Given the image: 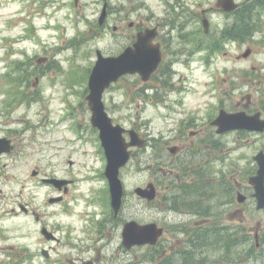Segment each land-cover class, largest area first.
<instances>
[{"label": "rangeland", "instance_id": "374dc122", "mask_svg": "<svg viewBox=\"0 0 264 264\" xmlns=\"http://www.w3.org/2000/svg\"><path fill=\"white\" fill-rule=\"evenodd\" d=\"M216 1L184 0V20L192 15L199 17L196 13L201 14L203 8L214 6V12H210L209 38L200 39L202 45L214 39L218 43L212 65L203 61L205 52H201L203 55L197 53L196 45L200 41L197 35L194 36L197 26L189 23L186 37L191 52L183 55L176 66L175 76L180 91L161 101L148 96L136 99L134 95L137 92L132 91L138 89L136 91L140 92L142 82L136 77H126L104 95L113 119L126 128L140 129L155 147L144 154L135 151L134 157L121 171L127 201L123 215L140 222L158 219L166 227L164 241L177 231L178 217L169 214V219L167 212L161 209L166 207L161 195L149 204L139 200L133 192L135 187L145 185L150 179L157 181L160 178L155 161L148 159L149 154L162 152L173 144L180 148L194 146L195 138L185 139L188 138V129L199 124L206 133V124L221 106L227 110H262L264 115V9L256 15L259 27L263 28L259 29L262 31L256 34V39L223 45L219 41V31L231 23L233 17L223 14ZM236 1L242 3L247 0ZM109 3L112 14L108 23L100 26L98 18L103 0H78L77 3L75 0H0V136H13L20 143L19 151L4 161L9 166L0 175V224L6 230L16 227L15 231L28 232L31 229L29 236L19 238V232L12 242H24L37 249L39 225L25 214L16 215L10 211L19 209L20 202L38 207L45 222L58 226V234L65 237L53 253L57 264L61 261L69 264L78 253L88 255V258L85 255L86 259L97 258L95 264H125L128 260H132V264H146L141 262L146 250H120L117 238L114 247L104 250L99 257L94 255L93 246L82 248L83 244L92 243V237L98 239L95 230L85 226V219L110 215L109 200L99 198V192L106 185L100 176L106 161L96 149L98 134L90 124L84 94L86 89L88 91L87 74L97 59L96 50L100 49L106 55H117L130 40L127 36L133 32L129 30L131 20H140V16L150 20L147 17L154 15L164 18L167 13L163 10L170 9L172 2L109 0ZM11 19H17L16 24ZM114 26H118L120 34H116ZM249 50L250 53L244 57ZM21 62L38 63L40 74L24 78V74L16 71ZM179 134L184 137L178 141L176 136ZM80 136L87 141L81 143ZM154 139L164 142L156 143ZM222 139L226 142L225 149L216 152L226 156L212 161L214 169H238L247 173L256 167L253 158L259 150H264V136L254 135L236 141L234 135L227 134ZM78 145L84 149L74 151ZM69 160L73 161L72 165ZM204 163L200 160L195 166L198 168L197 165ZM35 169L39 170L37 176L32 175ZM51 174L75 179L65 203L53 207L47 205L45 198L48 194L57 193L39 183L40 177ZM238 174L239 182H245V176ZM245 187L244 183L239 190L249 194L250 189ZM163 189L159 184L160 194ZM219 211L222 212L214 219L221 222L240 219L248 222L254 235L260 231L264 234V211H258L251 201L244 205L235 203L221 207ZM196 220L199 219H191L188 223L194 224ZM227 256L236 259L237 253L228 252ZM220 259L223 260V256ZM243 264L264 262L251 260Z\"/></svg>", "mask_w": 264, "mask_h": 264}, {"label": "flooded vegetation", "instance_id": "af4514ba", "mask_svg": "<svg viewBox=\"0 0 264 264\" xmlns=\"http://www.w3.org/2000/svg\"><path fill=\"white\" fill-rule=\"evenodd\" d=\"M172 2V5L170 9L166 8L163 10V12L167 13L164 18L161 17H155V15L150 18L147 17L145 20L144 16H140V20L135 19L130 23V26L135 31L130 34V41L133 40L136 41L138 34L146 29H153L155 32L153 41L160 44V47L163 49V57L164 61L167 60V58L172 57L178 53V48L180 45V39L182 38V32L180 31L181 24H185L187 26L189 23H193L197 26L198 31L200 32L201 29V21H204L206 18L209 20V28L211 27V21H210V12H214V6L211 8L209 5L206 8L202 9L201 14L196 13V11H192L193 13H196L199 17L195 16H189L187 20H184V8L186 6V3L184 0H169ZM204 32V31H203ZM170 63L173 60L169 58ZM174 69V68H173ZM157 73H155L152 78L147 82V87L150 89H155L156 86L160 85V83L157 81ZM170 82L173 84L175 82L176 76H170ZM168 88H170V85H167ZM175 85L172 86L174 88ZM193 133L198 134L199 131H193ZM11 138V137H10ZM12 141V151L8 154H4L1 157L0 160V175L3 174L4 170L9 166L7 162H4L7 160V158L13 156L15 153H17L19 149V141L15 138H11ZM39 172V170H37ZM56 177L55 175H44L40 177L39 183L41 185H44L45 187H49L52 189V191H57L56 187L52 184H44V180ZM67 178L71 181L70 185L64 186L62 191H59V194L62 197L61 204H64L66 201V197L68 196L71 188L75 184V179L70 177H63ZM152 181V180H151ZM156 186L158 188L157 182ZM184 187L183 184H176L174 179H169V184H164V188L166 189V193L164 194L163 198L165 200V204L167 209L165 212H167V216L170 219L169 214H173L174 216L178 217V221L176 222V228L177 231L172 232V238H169L165 240L162 244L163 247L165 246L161 257L157 258L159 259L157 261L158 264H177V258L179 255H190V250L183 248V245L185 244V241L190 238H195L197 236V232L199 231L202 234H205L207 238L214 239L215 236L211 233L208 235L201 231V228L205 226V224H200L199 221H202L203 223H207L208 221L211 222L209 219H201L194 221V224L188 223L189 220L194 219V217L199 216L197 214L199 212L200 204H205L204 202L201 203L200 198L197 196L198 192L196 193H190L187 191H183L182 188ZM196 195V196H194ZM55 196L54 194H48V198ZM177 199V200H176ZM207 204V203H206ZM48 206H54L53 204H50L47 202ZM18 208L15 209L12 208L10 212H14V214H25L33 220L35 224L39 225V235L38 243L39 247L35 249L34 247L24 243H14L12 242V238H17L19 232L20 236L19 238L27 237L31 234V229L28 230V232L25 231H15L16 227H11L10 229L6 230L4 226L0 224V242H4L5 244H0V264H56V260L53 256V253L57 249V244H61L65 237L62 234H58L56 225L51 226L49 223L47 224L45 222V219L42 217L41 212L39 211L38 207H32L29 205V203H18ZM197 214V215H196ZM166 216V215H165ZM198 219V218H197ZM88 228L91 227L95 230V233L98 236V239L96 240L95 237L91 238L90 244L84 245L83 247H87L88 249L92 248V251L94 252V255L96 257H99L103 255L104 250H109L110 247H114L115 239H118V248L120 250H123L125 252H131L135 250L138 247H134L131 249H126L122 242H120L121 239V231L123 228L124 221L120 217L116 216H108V217H101V218H87L85 219ZM158 220V219H157ZM158 225L162 226L164 228V235L166 233V227L159 221H157ZM73 228V225L71 224L70 229ZM45 230H48L52 233V238L48 239L46 234L44 233ZM83 231H86V228L83 227ZM178 235V236H177ZM177 236V242L175 243V237ZM153 247H145V249L150 250ZM192 251L194 254H197L199 256V250L198 248H193ZM85 253H78L75 257V260L71 261V264H95L98 260L97 258L95 260L93 259H86ZM88 258V255H86ZM105 257V256H104ZM36 258H38L36 260ZM43 259V261H42ZM216 262L215 260H213ZM195 263V261H194ZM179 264H184V261H181Z\"/></svg>", "mask_w": 264, "mask_h": 264}, {"label": "water", "instance_id": "95a60500", "mask_svg": "<svg viewBox=\"0 0 264 264\" xmlns=\"http://www.w3.org/2000/svg\"><path fill=\"white\" fill-rule=\"evenodd\" d=\"M225 10L231 11L237 7L234 0H220V4ZM106 12L101 17L104 21ZM146 33L140 35L138 42L134 47H128L118 56L105 57L98 52L99 60L94 67L90 77V94L87 99L92 111V124L100 131L102 145L105 148L107 156L106 176L110 183L112 206L118 213L122 206L124 195V185L120 178L121 168L127 165L131 157L130 147L143 146L139 135L131 130V141L128 142L124 137L126 131L120 125H114L112 118L108 115L104 102L103 93L112 82L117 81L119 77L127 73H140L144 80L148 79L160 63L161 53L159 47L151 44V38ZM260 114L250 117L244 113L234 115L221 114L216 120L220 126V132L235 128L244 129H264V121L260 120ZM9 140L0 138V155L3 152L10 151L8 147ZM255 160L260 168L255 176L250 178V183L255 189V196L258 199V208H264V153H259ZM135 192L148 200H152L156 195V189L153 184L147 187H138ZM244 201V197H239ZM162 235V229L155 223L141 225L137 221H130L126 224L123 232L125 244L129 247L134 244L156 243Z\"/></svg>", "mask_w": 264, "mask_h": 264}, {"label": "trees", "instance_id": "16d2710c", "mask_svg": "<svg viewBox=\"0 0 264 264\" xmlns=\"http://www.w3.org/2000/svg\"><path fill=\"white\" fill-rule=\"evenodd\" d=\"M239 18H240V15H239ZM245 29H247L248 32L250 33V31H251V28L250 27H245V28L240 29V28H237L236 26H234L233 28H231L228 32L234 37V36H237L239 33L243 32ZM217 229H218V232L221 233V231H222L223 228L221 226H218ZM236 240L237 239L234 237L233 238V245H235Z\"/></svg>", "mask_w": 264, "mask_h": 264}]
</instances>
